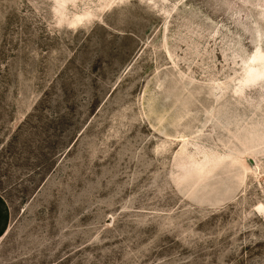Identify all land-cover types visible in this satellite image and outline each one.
<instances>
[{"label": "rangeland", "instance_id": "obj_1", "mask_svg": "<svg viewBox=\"0 0 264 264\" xmlns=\"http://www.w3.org/2000/svg\"><path fill=\"white\" fill-rule=\"evenodd\" d=\"M0 264H264V0H0Z\"/></svg>", "mask_w": 264, "mask_h": 264}, {"label": "crops", "instance_id": "obj_2", "mask_svg": "<svg viewBox=\"0 0 264 264\" xmlns=\"http://www.w3.org/2000/svg\"><path fill=\"white\" fill-rule=\"evenodd\" d=\"M11 217L10 208L4 197L0 195V241L7 235L9 231Z\"/></svg>", "mask_w": 264, "mask_h": 264}]
</instances>
